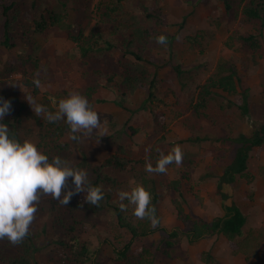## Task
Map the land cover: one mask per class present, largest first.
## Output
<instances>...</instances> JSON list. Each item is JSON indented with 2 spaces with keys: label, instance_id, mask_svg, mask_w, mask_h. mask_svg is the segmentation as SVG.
Wrapping results in <instances>:
<instances>
[{
  "label": "rangeland",
  "instance_id": "1",
  "mask_svg": "<svg viewBox=\"0 0 264 264\" xmlns=\"http://www.w3.org/2000/svg\"><path fill=\"white\" fill-rule=\"evenodd\" d=\"M246 1L234 0L232 9L227 11L220 0H123L124 9L117 15L113 14L116 18L110 23L104 16L106 0H21L7 13L16 44L6 48L0 42V97L11 101V111L3 119L8 122L10 132L16 129L14 132L21 141L28 139L38 146L42 128L48 127L49 122L35 115L28 99L55 111L59 99L70 91H79L100 115L101 127L90 137L82 136L79 142L73 141L70 129L67 130L60 140L68 144L63 154H69L71 162L86 169L88 175L105 158L117 155L124 166L103 170L115 177L112 200L119 202L118 190L136 183L143 184L144 177H153L159 183L162 226L169 231L183 230L173 203L181 198L169 186L171 180L182 178L188 201L183 204L187 211L208 221L224 217L225 210L216 191L217 179L223 171L221 163L234 156L233 151L239 146V142L234 140L236 137L250 135L264 123V54L258 55L251 49L241 50L235 41L232 42L233 48L226 46L230 34L250 32L253 28L244 21L242 9ZM140 2L146 4L150 11L159 12L164 23L157 19L148 23L137 10ZM52 11L68 15L73 34L81 30L84 38H89L91 34L101 33V37L114 40L118 46L102 56L92 52L83 56L67 30L60 26L49 25L44 31H36L35 18L43 14L47 17ZM127 11L134 12L136 25L147 27L151 33L152 27L156 28L167 38H172V44L168 41L164 45L157 44L153 34L154 38L130 35L132 27ZM184 16V25L179 28ZM5 19L0 5V40ZM129 42H133L130 48L138 52L142 60L125 53L122 46ZM224 58H231L236 64L242 81L241 89L249 92L248 114L240 108L243 104L241 94L226 95L221 90L209 98L205 110L197 111L195 108L199 86ZM153 63L157 64L158 70ZM177 65L183 71L181 77L175 70ZM154 76L156 91L154 97L149 98L150 81ZM116 101H122L124 106L120 107ZM142 104L146 105L144 109ZM191 136L207 139L188 142L187 138ZM221 144L230 146L231 154L227 155L228 152L220 148ZM175 146L182 149L180 165L170 164L167 172L162 174L145 171L147 160L155 165L159 152L168 153ZM85 153L84 164L78 165L84 160ZM249 165L256 178L252 183L238 178L233 189L236 203L247 216L245 233L264 225V147L252 151ZM208 172L209 176L206 175ZM68 183L71 186L70 179ZM110 186L106 188L109 190ZM76 196L85 198V193L72 198ZM62 206L51 195L41 194L29 230L44 240L57 238L54 221L55 216L61 214ZM125 213L132 220L138 219L132 215L131 207ZM86 215L81 226V238L98 250L101 264H118L110 242L112 240L123 247L130 240L131 233L119 224L113 210L105 208L95 214L89 210ZM161 236L162 232L156 231L147 237H139L132 248L148 246L156 251L159 246L156 264H205L201 262L202 246L196 249L199 243H189L184 233L175 240L169 257L164 253L165 244H159ZM106 237L109 242L104 241ZM223 239L222 234H217L216 244L206 250L212 252L218 245L217 258L225 263V255L230 249L225 241L223 246L220 244ZM3 251L4 257L17 258L21 248L3 239L0 240V252ZM49 251L39 252L29 259L30 263L65 264L62 248L53 246ZM0 264L8 263L3 260ZM259 264H264V247Z\"/></svg>",
  "mask_w": 264,
  "mask_h": 264
},
{
  "label": "trees",
  "instance_id": "2",
  "mask_svg": "<svg viewBox=\"0 0 264 264\" xmlns=\"http://www.w3.org/2000/svg\"><path fill=\"white\" fill-rule=\"evenodd\" d=\"M21 0H0L1 11L6 19L2 22L3 35L1 37V45L6 48H11L16 44L13 40L14 30L11 28V21L7 13ZM59 2L64 0H57ZM104 6V16L111 23L116 18L113 14L120 13L124 7L122 5L123 0H106ZM223 2L225 9L230 11L232 9V2L234 0H220ZM100 4L98 7L100 8ZM103 9V8H102ZM137 10L143 15L146 21L150 23V20L160 21L164 23L162 16L156 10L150 11L146 4L140 2L137 6ZM243 16L247 23L253 26L250 32H237L230 34L226 42V46L233 48L235 43H239L241 50L251 49L253 53L263 55L261 53L264 49V0H247L242 9ZM128 20L131 24L130 35L136 38H154L151 34L157 37V34H163L158 32L156 28L152 27V33L147 27H140L136 25L137 18L134 12L127 11ZM186 16L183 17L182 22L179 24V28L184 25ZM35 29L38 32L44 31L49 25H57L62 29L67 30L68 36L73 42H75L82 55H87L92 52L93 54L104 55L107 54L110 49L118 44L111 39L101 37V33L91 34L89 38L83 36V32L80 30L78 34H73V25L68 21V15L63 12L52 11L49 12L47 17L43 14L39 18H35ZM156 39V38H155ZM127 41H131L127 40ZM167 41L172 44V38H167ZM235 41V42H234ZM234 42V44L232 43ZM129 42L124 47L125 53L132 54L138 60H142V56L135 50H131ZM119 48V47H118ZM104 52V53H103ZM107 52V53H106ZM97 56V55H96ZM25 62V61H24ZM155 67L157 64L153 63ZM158 70V67H157ZM156 70V71H157ZM175 70L177 75L181 77L183 71L180 66H176ZM98 73H100L98 71ZM241 77L239 75L236 64L229 59H223L217 66L216 70L206 79V81L199 86L198 101L195 103L197 111L205 110L208 104L209 98L221 90L226 95H238L243 96V104L240 105L242 112L248 114L250 110L248 100V90L241 89ZM108 84V83H107ZM156 76L150 81L149 98L154 97L156 91ZM241 91V92H240ZM118 101V100H117ZM115 102L120 107L124 106L122 101ZM145 104L141 105L144 109ZM126 108V107H125ZM133 112V111H132ZM4 123L6 120H4ZM42 127L43 124L40 123ZM43 132L40 134L38 148L40 151L49 155V158L54 156H60L62 159L69 161L73 166L78 167L77 164L71 162L69 154H63L65 147L68 144L62 143L61 138L65 132L69 130V126L62 120V122L49 123L48 127H43ZM16 129H12L10 134L19 139V136L14 132ZM207 139V137L191 136L187 138L188 142H200ZM239 142V146L235 149L234 156L230 161L223 162V171L217 179L216 191L220 195L222 201V207L225 210L224 217L215 218L212 221H208L201 217L195 216L191 211H187L183 203H188L185 192L183 190V179L171 180L169 186L176 191L181 199L174 200V206L176 215L181 221L183 230L176 229L169 231L165 226L161 224V216L159 213V201L160 192L158 191V181L153 178H143V185L151 193V205L156 209V216L159 219V224L156 227L151 226V222L145 219L132 220L126 215L125 211H121L118 207V203L112 200V192L114 190L115 177L109 176L104 173V168H112L113 166L122 168L124 166L120 158L117 155H111L103 160L97 166H94L91 171V175H88L89 180L94 185H101L104 191V198L98 205H90L86 202L84 197L72 198L68 205L62 206L61 214L55 216L54 225L56 224V233L58 237L54 240H44L41 236H37L38 233L29 230L28 235L24 240L19 243L21 251L19 257H4V252H0V261L5 260L8 264H31V258H34L39 252H50L49 249L53 246L60 247L65 252L66 256L65 264H101L98 259V250L91 248L89 244L81 238V226L86 221V214L89 210L92 213H99L105 208L113 210L116 213L117 221L119 224L126 228L131 233L130 240L124 244L123 247H119L111 240V244L117 254L118 264H156V251L159 250V246L156 247V251L148 246H143L140 249L132 248V244L139 237H147L156 231L162 232L160 243L165 244L164 253L170 256L169 251L174 246L175 240L181 233H184L189 243H194L203 238H210L217 234H222L226 243L229 246L230 252L233 255H242L246 264H259L262 260V251L264 247V226L257 228H251L245 233L244 227L247 222V216L241 210L239 205L235 201L233 189L238 182V178H244L248 183H252L256 178V174L251 171L249 165V158L252 155V151L256 148L264 147V123L257 126L250 135L240 134L234 139ZM185 141V140H183ZM179 143L182 141L179 140ZM221 149L227 151V155L231 154V147L220 145ZM84 160L78 164L83 165L87 157L86 153L83 154ZM209 176V172L206 173ZM206 177V176H205ZM204 179V178H203ZM110 189L106 188L110 185ZM64 191V190H62ZM57 203V201L55 200ZM79 208V210H78ZM86 212V214H84ZM127 216V217H126ZM45 230V229H43ZM110 237V236H109ZM109 238H104V241H108ZM201 262L205 264H225L220 262L217 256H215L210 250H204L201 253ZM194 264V263H189Z\"/></svg>",
  "mask_w": 264,
  "mask_h": 264
},
{
  "label": "clouds",
  "instance_id": "3",
  "mask_svg": "<svg viewBox=\"0 0 264 264\" xmlns=\"http://www.w3.org/2000/svg\"><path fill=\"white\" fill-rule=\"evenodd\" d=\"M166 42L165 34L156 37L157 44L164 45ZM28 101L36 116L49 123L65 121L73 141L79 142L82 136L90 137L100 130V115L79 91H70L59 99L55 111L31 99ZM10 111L11 101L0 97V240L7 239L15 245L28 235L41 194L51 195L68 205L74 195L84 192L86 202L96 206L104 198V191L101 185L91 183L86 169L75 167L58 155L49 158L28 139L21 141L14 138L3 119ZM182 159V149L175 146L168 153L159 152L155 165L147 160L145 171L166 173L168 165H180ZM118 197L121 211L126 212L131 207L134 217L141 220L147 218L152 227L159 224L156 209L151 205V193L143 184L136 183L118 190Z\"/></svg>",
  "mask_w": 264,
  "mask_h": 264
},
{
  "label": "crops",
  "instance_id": "4",
  "mask_svg": "<svg viewBox=\"0 0 264 264\" xmlns=\"http://www.w3.org/2000/svg\"><path fill=\"white\" fill-rule=\"evenodd\" d=\"M218 217H216V219H217ZM246 224H247V222H246ZM246 224H245V227H246ZM262 226H264V225H262ZM244 227V228H245ZM172 231V230H171ZM215 239H216V235L215 236H213V237H210V238H203V239H200V240H198V241H196V242H194L195 244H197V243H199V246H196V249H199V247H201L202 246V248L201 249H203V251L204 250H206V249H209L208 247L210 246V245H212L213 243H215ZM207 240V241H206ZM224 241L226 242V239H225V237H224V239H223V241H221V245L224 243ZM209 243V244H208ZM216 244V243H215ZM227 244V243H226ZM223 246V245H222ZM218 248H219V246L218 245H216L213 249H212V253L214 254V255H216L217 256V251H218ZM229 251V250H228ZM228 254V255H227ZM226 255H225V260H224V262L226 263V264H246V262H245V259H244V257L242 256V255H233L231 252H229V253H227Z\"/></svg>",
  "mask_w": 264,
  "mask_h": 264
}]
</instances>
